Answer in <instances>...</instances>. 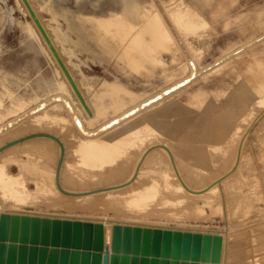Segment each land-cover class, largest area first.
Here are the masks:
<instances>
[{
    "label": "rangeland",
    "instance_id": "1",
    "mask_svg": "<svg viewBox=\"0 0 264 264\" xmlns=\"http://www.w3.org/2000/svg\"><path fill=\"white\" fill-rule=\"evenodd\" d=\"M27 1L40 18L78 90L85 94L88 109L98 99L102 100L104 109L94 123L83 120L87 112L73 94L43 38L34 33L33 21L21 0H0V51H3L0 52V96L4 103L22 99L43 106L41 100L44 99L48 112L71 120L65 122L64 131L75 128L82 129L87 135L91 131V134L98 132V135H103L118 127L133 130L135 136L132 134L131 139L138 143V147L135 145L132 150L134 144H130L120 148L118 153L114 151L104 163L105 169L99 168L103 171L113 169L111 174L116 171L111 175L112 179L109 177L113 183L123 180L122 173L117 172L124 171L125 174L126 169L132 167L128 165L130 162L134 164L135 158L132 160L130 155L138 154L146 140L148 143L151 140L150 144H154L156 139L167 144L163 147L165 149L157 145L151 147L149 152L154 156L145 162L142 177H139L141 180L138 178L142 184L136 181L139 187L144 181V184L147 181L151 185L154 181L158 185L156 187L152 183L154 189L151 185V191L155 192V197L143 207L134 206L125 197H119L116 204L113 202L109 207L98 204L90 208L81 200L73 201L65 195L77 208L67 200L69 207L63 203L66 198L62 196V201L61 196L43 192L36 185L42 177L50 183V162H44L45 159L38 155L33 158L22 155V176L33 192L25 203L11 205L6 201L3 204L4 208L14 211L11 214L3 212V218L7 223L14 219V223L17 222L15 231L22 237L11 243L30 250L38 248L37 257L51 252L57 256L60 255L58 252L73 255L74 249L78 251L79 247L70 242L80 238L84 240L82 226L97 223L96 219H105L109 224L114 223L113 242L125 249L114 251L115 264L122 258L126 264H209V260H212L210 264H220L223 235L230 236L225 246L228 249L226 264H264V101L257 103L264 99V0ZM114 87L119 90L117 94L108 95V90ZM253 99L257 100L254 101L256 104H252ZM111 103L112 108L109 107ZM105 125H109V129ZM6 127L0 125V133ZM82 130L76 131V135L81 136ZM138 137L146 143L137 141ZM54 140L63 151L59 140ZM73 141L71 144L75 145ZM7 147L3 146L1 151ZM128 147H131L130 153L127 152ZM18 149L19 146L16 147ZM156 151L161 155L164 153L167 160L169 155L175 164H179L176 165L177 170L182 169L185 175L178 171L183 180L179 183L185 189L188 187L187 190L201 189L219 175H222L219 178L226 177L225 180L222 178V184L218 182L219 186L208 192L212 205L202 204L205 202L200 199L192 200L191 193H187L189 201L185 200L177 195L181 189L175 194L170 189L166 191L161 175L164 170H172L166 168L169 165L164 163L166 159L163 161L165 155L161 156ZM128 155L129 162L125 168ZM235 155L236 161H233ZM0 157V162L11 173L20 172L17 160ZM227 162L231 167L226 170ZM80 163L74 162L72 170H64L67 172H63V176L78 175L75 179L82 178L81 182L88 178L84 182L90 180V188H93V175L98 174V178L103 177L102 174L106 176L107 171L101 173L98 168L88 170ZM114 168L119 169L114 171ZM109 174L110 171L107 176ZM55 176L56 187L58 185L57 189L61 187L58 190L62 191L57 173ZM96 177L94 180L98 179ZM175 180V183L171 182L173 180L170 183L176 185L178 181ZM81 182L76 185L77 188L79 186L77 190L86 189L87 185ZM101 198L98 199L100 202L104 197ZM134 233L138 236L133 238ZM177 233L188 236V246L197 238L204 245L192 252L183 247L184 250L169 249L170 245H175L171 241ZM65 237L69 243L65 242ZM166 239L168 242L165 243ZM56 240L62 244H54ZM131 241L138 246L139 253H131ZM166 251L169 254H165ZM181 252L189 254L188 257L179 259ZM92 253H96V248L91 250ZM57 258L54 259L56 262L62 259ZM48 259L45 260L47 264ZM136 259L140 261L136 263Z\"/></svg>",
    "mask_w": 264,
    "mask_h": 264
},
{
    "label": "bare ground",
    "instance_id": "2",
    "mask_svg": "<svg viewBox=\"0 0 264 264\" xmlns=\"http://www.w3.org/2000/svg\"><path fill=\"white\" fill-rule=\"evenodd\" d=\"M76 4V3H75ZM31 6V5H30ZM59 7V6H58ZM36 14V13H35ZM74 15V14H73ZM75 16V15H74ZM41 23V20L39 17H37ZM31 19V18H30ZM32 22V21H31ZM42 25V23H41ZM32 26H33V29H34V33L40 38L41 35L39 33V31L37 30V28L35 27L34 23H32ZM44 27V25H42ZM46 31V30H45ZM1 47V46H0ZM1 53H3V51H0ZM155 59V58H153ZM152 60V59H151ZM157 61V60H156ZM154 61L153 64H156ZM150 62V61H149ZM152 62V61H151ZM111 85V84H110ZM109 85V86H110ZM113 87V86H111ZM119 87V86H118ZM121 88V87H120ZM117 89V90H116ZM114 87L113 88H110L108 90V95H112V94H117V92L119 91L118 88ZM124 89V88H123ZM263 90V89H262ZM127 91V90H126ZM73 94L75 95L74 91L72 90ZM79 92L81 93L84 101H85V94L83 92H81L79 90ZM128 92V91H127ZM253 92V91H252ZM103 93V92H102ZM249 93V91H248ZM247 93V94H248ZM254 93V92H253ZM252 93V94H253ZM135 94V93H134ZM245 95V94H244ZM76 96V95H75ZM253 96H256V95H253ZM252 96V97H253ZM263 96V95H262ZM246 97V96H245ZM244 97V98H245ZM248 97V95H247ZM251 97V96H250ZM260 98V97H259ZM76 99L79 101V99L77 98L76 96ZM98 99V97H97ZM132 98H130L131 100ZM246 99H248L249 101V98H245V101ZM258 99V98H257ZM157 100V99H156ZM254 101L257 102V100H254L253 99V103L252 104H256V102L254 103ZM264 101V99H261L259 100L257 103L260 104ZM80 102V101H79ZM250 102V101H249ZM41 103L44 104L43 106H39L38 104H35V103H28L26 101H23L22 99H13L12 101H10L8 104H5L2 97L0 96V125H4V126H7L5 131L3 133H0V151L2 150V147L3 146H8L7 148H5L3 151L0 152V156H7L10 157L11 160H14V161H18V167H19V171L18 173L14 174V173H11L8 169H6V165L2 162H0V264H47V262L45 260L48 259V264H101V258H102V255H103V251H104V248L107 247L108 248V252H109V264H115L114 263V251L118 250V249H121L122 251H124V247L121 248V245L115 244V242H113V236H115V232L113 233L112 231V223L109 224L108 221H106L105 219H96L98 222L97 223H93V224H87V225H84L82 226V230L84 231L85 233V237H84V240H78L76 239V241H72L70 242L71 245L74 244V246H77L79 247V250L77 251L76 248L74 249V246L73 249L77 252H72L74 253L73 255L71 254H67V253H59L60 255L57 256V254L55 255V253L51 252L50 254H42V256H39L37 257V254L38 253V248H35L34 250H30V249H26V248H20L19 246H15L14 244H12L11 242L13 241H18V239L22 238L21 236H19V232L15 231L17 230V222L14 223V219H10V223H7L8 221H6L5 217L3 218V215L2 213L3 212H10V214L13 211V209L9 208V209H6L4 208L3 204L6 202V201H9L11 202V205L13 204H18L19 203H25L28 198H30L33 190L32 189H29L28 186H27V181L26 179L22 176L23 175V172H22V167H23V164L20 163V160H22V155L25 157V158H30L32 156L36 157V155L40 156L42 158L45 159L44 162H52V165L49 164V166H52L51 167V173H52V179L50 181V183H48L43 177L40 179L39 182H37V187L40 188V190H42L43 192H46V193H50L51 195L52 194H56L57 196H61V200L62 198L66 195H68V197H71L73 198L74 200L73 201H79L81 200L82 202H84L86 204L87 207H90L92 208L93 206L95 205H98V204H101L103 205V207L105 206H110L113 202L116 204L115 200H117L119 197H125L132 205H136V206H140V207H143V205H145L144 203L146 202H149L151 201L154 197H155V192H152L151 190L154 189V186L152 185V182L151 185L153 186V189L151 187V185L147 184L149 182L146 181V183L144 184L143 182V185H140L142 184L138 178L141 176V173H142V170L143 166H145V162L148 160V158L151 159V157L154 156V153L151 155L150 154V150H151V147L153 146H161V148L165 147L167 143H164V142H161V140L159 141V138H158V141L157 142V139L154 141V144H150V141L148 143V140H146V144L141 140V138H137L139 142H143L145 145H141V149H139V153L135 154L133 157L131 154L130 156L128 155L127 156V161L125 160L126 163H124L125 165V168H127V163L129 162L128 161V157L132 158V160H134L133 158H135L134 160V164L133 162H130L131 164L128 165L129 166H132L130 169V172L128 174V176H126L125 174H127L128 170L126 169V173L124 174L122 171H118L117 173L121 172L122 175H123V180L121 181H115L117 183H113V181H111L112 179V174H115V169H119V168H114V173L111 174V170L113 171V169H109L108 171H110V174L107 176V172L103 171L105 168L103 167L104 166V163L108 161V158H110L113 154L114 151H117L118 153V150L120 148H123V147H126L127 145H132L134 144V146L131 147H128V150L129 148H131L132 150L134 149L133 147H135V145H137L136 147H138V143L134 140L131 139V135L134 134L135 136V132H133V130H128L129 128L127 127H124V128H120L118 127V129H115L113 130L112 132H107L106 130H104V132H107V133H103V130H101L102 132H100L101 134L103 133V135H98L96 132V134H91L90 135H87L86 132H84L82 129H79L80 132L81 130L85 133L81 134L80 135H76V131H79V130H76L75 128H67L65 129L64 131V125H65V122H70L71 120L64 117V116H60V115H57V114H53V113H50L47 111L46 107H47V102L46 100H41ZM251 103V102H250ZM250 104V106L252 105ZM122 105V104H121ZM120 105V106H121ZM125 105V104H124ZM133 105V104H132ZM111 106L112 108V103L111 105H109V107ZM119 106V107H120ZM123 106V105H122ZM113 107H115V105H113ZM117 107V105H116ZM118 107V108H119ZM124 108V107H122ZM103 102L101 99H98L90 108H89V113H86V116L84 117V121H90L89 123H94L95 119H97V115L101 112H103ZM125 109V108H124ZM128 109V108H127ZM117 110V109H116ZM119 110V109H118ZM126 110V109H125ZM141 110V108H140ZM138 110V112L140 111ZM107 111V110H106ZM120 112V111H118ZM127 112V110L125 111ZM251 112V111H250ZM121 114L123 113V111L120 112ZM254 113V112H253ZM120 114V115H121ZM126 114V113H124ZM127 114H130V113H127ZM159 114V113H158ZM112 115V114H110ZM116 115V114H115ZM114 115V116H115ZM118 115V114H117ZM103 116V115H102ZM113 116V117H114ZM119 116V115H118ZM126 116V115H125ZM155 116V115H154ZM153 116V117H154ZM116 117V116H115ZM151 116V118H153ZM100 118V117H99ZM144 118V117H143ZM142 118V119H143ZM105 119V118H103ZM112 119V118H111ZM146 119V118H145ZM149 120H152L150 118H148ZM154 119L156 120V118L154 117ZM153 119V120H154ZM161 119V118H160ZM110 120V118H109ZM108 120V121H109ZM129 120V119H128ZM164 120V119H163ZM161 121V120H160ZM123 122V121H122ZM122 122L120 124H122ZM147 124H149L148 120L145 121ZM112 123V121L110 122ZM153 123V122H152ZM157 123V121H156ZM86 124V123H85ZM106 124V123H105ZM117 124V123H116ZM120 124H117V125H120ZM220 124V123H219ZM233 124V123H232ZM88 125V124H86ZM110 125V124H109ZM108 125V126H109ZM152 125V124H151ZM94 126V125H93ZM93 126H88L89 128L93 127ZM99 126V125H98ZM98 126H97V129H98ZM107 126V125H105ZM107 126V127H108ZM112 126V125H111ZM114 126V125H113ZM126 126V125H125ZM103 128V126H100ZM99 127V128H100ZM106 127V128H107ZM158 127V125H157ZM156 127V129H157ZM236 127V126H235ZM115 128V127H113ZM117 128V127H116ZM155 128V127H154ZM96 129V127H94V130ZM109 129V127H108ZM112 129V128H111ZM157 131L156 133H159V130H156ZM237 131V130H236ZM141 132V131H140ZM164 133V132H163ZM233 133V131H232ZM78 134V133H77ZM141 134H143L141 132ZM150 134V133H149ZM162 134V132H161ZM165 134V133H164ZM138 135V134H137ZM78 138H76V137ZM242 136V135H240ZM78 141H76V139ZM143 137H147V136H143ZM157 137V135H156ZM165 137V136H164ZM56 140L58 139L59 140V143L60 145H62V150L61 151V146H59L56 142H55V139ZM74 138V139H73ZM150 138V137H149ZM243 138V137H242ZM72 139V140H71ZM151 139V138H150ZM155 139V137H154ZM161 139V138H160ZM231 139V138H230ZM240 139V138H239ZM57 140V141H58ZM74 140V141H73ZM163 140V139H162ZM218 140V139H217ZM234 140V139H233ZM71 141V142H70ZM73 142H75L76 144H71ZM164 141V140H163ZM169 141V140H168ZM69 143V144H68ZM137 143V144H135ZM236 143H239L238 141H236ZM9 144V145H7ZM242 144V143H241ZM239 145V144H238ZM20 147V149L16 150V147ZM60 147V148H59ZM140 147V146H139ZM168 147V145H167ZM204 147V146H203ZM240 147V146H238ZM236 148V147H235ZM131 149L129 151H127L128 153L131 152ZM138 150V148H135V150ZM154 149V148H153ZM158 150V148H156ZM155 149V150H156ZM165 149V148H163ZM162 149V150H163ZM242 149V148H240ZM125 150V149H124ZM134 150V151H135ZM161 150V149H160ZM159 150V151H160ZM161 150V151H162ZM236 150H239V148H237ZM236 150H234L236 152ZM121 151V150H120ZM150 151V152H149ZM158 151V152H159ZM201 151V150H200ZM233 151V150H232ZM137 152V151H136ZM155 152V151H154ZM157 152V151H156ZM157 152V154H158ZM165 152V151H163ZM198 152V151H197ZM239 152V151H238ZM61 153H62V156H61ZM133 153V151H132ZM135 153V152H134ZM161 152H159V155ZM167 153V152H166ZM237 153V152H236ZM76 154L78 155L77 157L80 158V160H78L77 157H74L73 155ZM116 154V153H114ZM170 154V152H169ZM235 154V153H234ZM238 154V153H237ZM75 155V156H76ZM162 155H165L164 153ZM161 155V156H162ZM168 155V154H167ZM172 155V154H171ZM71 156H73V159H70L72 158ZM117 156V155H116ZM234 156V155H233ZM62 157V159H61ZM115 157V156H113ZM112 157V158H113ZM120 157V155H119ZM123 157V156H121ZM167 156L165 155V158H163V161H166ZM236 157L237 155H235V160L233 159V161H236ZM240 157V155H239ZM238 157V158H239ZM33 158V157H32ZM77 160L75 161L74 160ZM125 158V156H124ZM1 159V157H0ZM3 159V158H2ZM36 159V158H35ZM39 159V158H38ZM161 159V158H160ZM166 159V160H165ZM168 159L167 162H164V163H168V167H166L167 169L169 170H172L171 172H168L166 170H164L162 172V175H161V178H162V181L164 182L163 186L165 187V190L167 191V189L171 190L172 191V194L176 193L179 189H181V191L179 192L181 195L182 193H191V199L192 200H201L205 203H202V204H206L207 206L208 205H212L213 201L212 200H209V194L208 192L214 190V188H216L218 182H220L222 180V178L224 177H220L219 176H222V175H219L217 178H215V180H213L212 183H210L209 185L199 189L198 190L194 188L193 189H188V187L183 188V185H181L179 183L181 179V175H179V170L178 169V165L177 163L175 164V161L174 159H171L169 158V155H168ZM210 159V158H209ZM5 160V159H4ZM30 159H28L29 161ZM33 160V159H32ZM74 160V161H73ZM122 160V159H121ZM26 162V160H24ZM27 161V162H28ZM77 161H80L81 163H83L85 165V167L88 169V170H92L93 168H104V169H100L99 171L102 172H105L106 176L104 174H102L101 176L103 177H96V175L98 174H95L93 175V178L96 179H92L93 182L91 181V187L93 188H90V184L88 185V183H90L88 181L87 182H84V181H87L88 178L86 179H83L84 183L87 185V187L89 186V188H87L86 186V189L85 188H82V189H79V186L77 188L76 185H78V182L82 181L80 179H75L74 177V174L73 176H66L64 177L63 176V172H65L64 170H72L73 168V164L74 162L75 163H80V162H77ZM115 161V160H114ZM118 161V160H117ZM159 161V160H158ZM162 161V160H161ZM232 161V162H233ZM6 162V161H5ZM124 162V161H123ZM240 162V161H238ZM237 164H241V163H238ZM39 163V162H38ZM43 162L41 161V164ZM80 163V164H81ZM115 163H117L115 161ZM228 163V162H227ZM39 164V165H41ZM119 164V163H118ZM230 164H232L230 162ZM235 164V162H234ZM233 164V166H234ZM45 165V164H44ZM107 165V164H106ZM105 165V166H106ZM111 165V164H110ZM113 165V163H112ZM111 165V166H112ZM116 166V164H114ZM121 165V164H120ZM120 165L118 167H120ZM123 165V163H122ZM123 165V166H124ZM165 165V164H164ZM177 165V166H176ZM229 165V163H228ZM227 165V166H228ZM46 166V165H45ZM48 166V167H49ZM81 166V165H80ZM109 166V165H108ZM110 166V167H111ZM114 166V167H115ZM147 166V165H146ZM149 166V165H148ZM152 166H155L152 165ZM182 166V165H181ZM180 166V167H181ZM238 166V165H237ZM90 169H89V168ZM158 167V165H157ZM160 167V165H159ZM231 167V165H229L226 170ZM41 168V167H40ZM85 168V169H86ZM113 168V166H112ZM122 168V166H121ZM148 168V167H147ZM152 168V167H151ZM156 168V167H155ZM184 168V167H183ZM234 168V167H233ZM238 168V167H237ZM46 169V167L44 168V170ZM84 169V168H83ZM86 169V170H87ZM153 169V168H152ZM232 169V168H231ZM240 169V168H238ZM97 170V169H96ZM121 170V169H120ZM124 170V169H123ZM182 170V169H181ZM180 170V174L183 173L182 171ZM225 170V171H226ZM234 170V169H233ZM231 170V172L233 171ZM236 170V168H235ZM94 171V170H92ZM98 171V172H99ZM145 171V170H144ZM158 171V170H157ZM67 172V171H66ZM65 172V173H66ZM73 172V171H72ZM227 172V171H226ZM56 173H57V177L59 178L58 180H60V185L62 186L63 190L65 191L64 194H62L63 190L62 191H59L60 188L57 189L56 187ZM92 173V172H91ZM96 173V171H95ZM116 173V174H117ZM170 173L172 175H170ZM224 173V172H222ZM226 174V173H225ZM66 175V174H65ZM92 175V174H91ZM112 175V176H111ZM120 175V174H119ZM126 177H125V176ZM228 175V174H227ZM230 175V173H229ZM237 175V174H236ZM63 176V177H62ZM105 176V177H104ZM111 176V177H110ZM121 176V175H120ZM119 176V177H120ZM183 176L184 173H183ZM224 176V175H223ZM111 179H110V178ZM115 177H118V176H115ZM114 177V178H115ZM118 177V178H119ZM125 177V178H124ZM142 177V176H141ZM140 177V178H141ZM144 177V176H143ZM150 177V176H149ZM170 177H173L171 180V182L175 183V178L177 179L178 182H176L177 184L175 185H172V183H170L169 181V178ZM213 177V176H212ZM229 177V176H228ZM227 177V178H228ZM234 177V176H233ZM63 178V180H62ZM117 178V179H118ZM139 178V179H140ZM184 178V177H183ZM186 178L187 176L184 178V180L186 181ZM192 178V177H190ZM189 178V179H190ZM235 178V177H234ZM110 179V180H109ZM115 178V180H117ZM148 179V176L147 178ZM210 179V178H209ZM226 177L223 179L225 180ZM57 180V181H58ZM139 181L140 182V187L137 186V183L136 181ZM141 180V179H140ZM150 180V178H149ZM152 180H155L154 178ZM151 180V181H152ZM175 180V181H174ZM196 180V179H195ZM208 180V179H207ZM212 181V179H210ZM62 181V182H61ZM108 183H112V184H108ZM183 181V180H182ZM83 182H81L83 184ZM103 182H106L105 185H102L101 184ZM136 182V183H135ZM158 182V180H157ZM181 182V181H180ZM224 182V181H223ZM221 181L220 184L223 183ZM179 183V185H178ZM188 183V182H187ZM190 186L192 185V182L190 181ZM83 184V185H85ZM108 184V185H106ZM136 184V185H135ZM154 184V183H153ZM183 184V183H182ZM185 184V183H184ZM155 185V184H154ZM187 185V184H186ZM156 186V185H155ZM158 186V185H157ZM156 186V187H157ZM188 186V185H187ZM193 186V185H192ZM191 186V187H192ZM219 186V185H218ZM217 186V187H218ZM190 187V188H191ZM200 187V186H199ZM81 188V187H80ZM169 190V191H170ZM177 190V191H176ZM174 191V192H173ZM176 191V192H175ZM183 191V192H182ZM99 192V193H97ZM182 192V193H181ZM35 193V192H34ZM33 193V194H34ZM37 193V192H36ZM103 193V195H101ZM160 193V192H159ZM178 193V192H177ZM177 194L179 195L180 197L182 198H185V200H188L189 199V195L187 196L186 194L184 196H181L180 194ZM101 198V196L104 197V199L101 200H98L99 197L97 198L96 196L97 195ZM100 194V195H99ZM161 194V193H160ZM167 194V193H166ZM171 194V193H170ZM171 194V195H172ZM159 195V194H158ZM54 196V195H53ZM63 196V197H62ZM169 196V195H168ZM167 196V197H168ZM187 196V197H186ZM56 197V196H55ZM54 197V198H55ZM64 197V198H66ZM170 197V196H169ZM180 197H177V199L180 201L181 199H179ZM194 197V199L192 198ZM198 197V198H196ZM57 198V197H56ZM63 198V199H64ZM157 198V197H156ZM165 198V197H164ZM175 198V197H174ZM60 199V198H58ZM173 199V198H172ZM176 199V200H177ZM190 199V200H191ZM66 201H63V203H66L67 204V200H70L68 201L70 204L72 203L71 200L72 199H64ZM184 200V201H185ZM61 201V202H62ZM173 201V200H172ZM182 201V200H181ZM183 201V202H184ZM189 201V200H188ZM80 202V201H79ZM8 203V202H7ZM186 203V202H185ZM189 203V202H188ZM9 204V203H8ZM75 204V203H74ZM77 204V203H76ZM79 204V203H78ZM68 205V204H67ZM72 205V204H71ZM221 205V204H220ZM10 206V205H9ZM69 206V205H68ZM75 206V205H72V207ZM78 206V205H77ZM123 206V205H121ZM125 206V205H124ZM70 207V206H69ZM76 207V206H75ZM77 208V207H76ZM79 208V207H78ZM140 209V208H139ZM153 209V208H152ZM163 209V208H162ZM147 212V211H146ZM7 213V214H8ZM5 214V213H4ZM140 215V214H139ZM47 216H50L47 214ZM5 220V221H4ZM96 220H93V221H96ZM12 222V223H11ZM126 222V221H125ZM124 224H128L129 223H124ZM145 224V223H144ZM131 225V224H130ZM147 225V224H146ZM182 229V227H181ZM181 233H177V235L175 236V239L171 242H173V244L175 245H170L169 249H177L179 248L180 250H184L183 248H185V250H189V252L193 251V250H196L198 249L201 245L203 247L204 243L203 241L199 240L198 238L197 239H193V241L190 243L191 246H188V236L186 234H181ZM23 235V234H22ZM82 235V234H81ZM223 235V234H222ZM138 236L137 234H133V238ZM198 236V235H197ZM81 237V236H79ZM23 238H25L23 236ZM60 238V237H59ZM66 239L65 242H68L69 243V240L67 237H65ZM42 239V238H41ZM131 239V237H130ZM222 241H223V248H222V255H221V260H220V264H226L225 261L227 260V250L225 248L226 244L230 241V236L228 235H223L222 236ZM43 240H45V238H43ZM190 240V239H189ZM63 242V241H62ZM168 242V240L166 239L165 240V243ZM190 242V241H189ZM9 243V244H8ZM58 240L54 241V244H57L58 245ZM68 243H66L67 245H69ZM62 244V243H60ZM178 244V245H177ZM117 245V246H116ZM119 247V248H118ZM129 249L131 251V253H139V249H138V246L135 244V242H132L130 243L129 245ZM183 247V248H182ZM94 248H96V253H92L91 254V250H93ZM134 248V249H133ZM153 248V247H151ZM190 248V249H189ZM70 249V248H69ZM37 251V252H36ZM43 251V250H42ZM187 252V251H186ZM211 252V251H210ZM89 253V254H88ZM143 253H145V251H143ZM64 256H63V255ZM67 254V256L65 255ZM165 254H169V251H166ZM207 254V251L206 253ZM189 254H184L183 252H181L179 254V259L180 258H187ZM44 256V257H43ZM47 256V257H46ZM59 258H62L61 261L59 262H56L54 259H58L57 257ZM211 259H213V257L211 256ZM120 261L118 262V264H126L125 261H124V258L119 259ZM139 262L140 260H135V262ZM212 261V260H211ZM211 261L209 260V264L211 263ZM128 262V261H127ZM136 262V263H137ZM157 264V263H156Z\"/></svg>",
    "mask_w": 264,
    "mask_h": 264
},
{
    "label": "water",
    "instance_id": "3",
    "mask_svg": "<svg viewBox=\"0 0 264 264\" xmlns=\"http://www.w3.org/2000/svg\"><path fill=\"white\" fill-rule=\"evenodd\" d=\"M21 2L24 5L25 9L27 10L31 20L33 21L35 27L37 28L41 37L43 38L44 42L46 43L47 47L49 48L53 58L57 62L60 70L64 74L65 78L67 79V81H68L69 85L71 86L72 90L74 91L75 95L79 99V101L82 104V106L84 107L85 111L87 113H89V109H88L81 93L79 92L77 86L75 85V82L73 81L71 75L69 74V72H68L65 64L63 63L61 57L59 56L57 50L55 49V47L51 43L49 37L47 36V33L45 32V30H44L43 26L41 25L39 19L37 18L36 14L34 13L33 9L31 8L29 2L27 0H21ZM76 125L80 127V124L78 121H76ZM101 264H109V252H108L107 247L104 248L103 255L101 258Z\"/></svg>",
    "mask_w": 264,
    "mask_h": 264
}]
</instances>
